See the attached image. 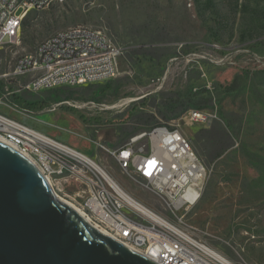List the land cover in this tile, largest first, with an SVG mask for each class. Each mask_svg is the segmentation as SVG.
<instances>
[{
  "label": "rangeland",
  "instance_id": "374dc122",
  "mask_svg": "<svg viewBox=\"0 0 264 264\" xmlns=\"http://www.w3.org/2000/svg\"><path fill=\"white\" fill-rule=\"evenodd\" d=\"M77 24L105 27L121 47L116 76L9 96L0 112L92 157L165 216L163 202L90 138L118 148L156 124L176 126L207 171L198 201L184 214L188 230L235 263L264 264V0L55 1L27 14L20 43L0 51V74L43 38ZM192 108L214 116L194 122ZM59 184L71 202L82 200L75 193L83 186Z\"/></svg>",
  "mask_w": 264,
  "mask_h": 264
},
{
  "label": "built area",
  "instance_id": "2783aa9c",
  "mask_svg": "<svg viewBox=\"0 0 264 264\" xmlns=\"http://www.w3.org/2000/svg\"><path fill=\"white\" fill-rule=\"evenodd\" d=\"M55 1L63 0H0V51L20 43L22 22L30 11L45 9ZM105 32L101 26L83 31L77 24L40 40L32 52L16 59L12 71L0 74L5 84L0 103L9 96L114 78L123 51L114 41L103 40ZM22 111L31 114L27 108ZM189 115L202 124L214 116L195 108ZM0 140L26 156L55 195L74 205L93 227L157 264H238L187 228L184 214L198 201L207 171L176 126L156 124L130 135L118 148L104 145L99 137L90 138L124 175L156 195L168 216L125 191L92 157L2 112ZM68 179L83 186L75 193L83 198L75 204L61 192L59 182Z\"/></svg>",
  "mask_w": 264,
  "mask_h": 264
},
{
  "label": "water",
  "instance_id": "95a60500",
  "mask_svg": "<svg viewBox=\"0 0 264 264\" xmlns=\"http://www.w3.org/2000/svg\"><path fill=\"white\" fill-rule=\"evenodd\" d=\"M0 264H157L93 227L0 140Z\"/></svg>",
  "mask_w": 264,
  "mask_h": 264
},
{
  "label": "bare ground",
  "instance_id": "6f19581e",
  "mask_svg": "<svg viewBox=\"0 0 264 264\" xmlns=\"http://www.w3.org/2000/svg\"><path fill=\"white\" fill-rule=\"evenodd\" d=\"M79 28H83V31H91V26L90 25L79 24ZM103 40L104 41H112L110 36H109V34H108V32L103 33ZM71 206L78 212V210L75 208L74 205H71Z\"/></svg>",
  "mask_w": 264,
  "mask_h": 264
},
{
  "label": "trees",
  "instance_id": "16d2710c",
  "mask_svg": "<svg viewBox=\"0 0 264 264\" xmlns=\"http://www.w3.org/2000/svg\"><path fill=\"white\" fill-rule=\"evenodd\" d=\"M243 7H245V5L243 4ZM26 25V17L24 18V20H23V22H22V26L21 27H24ZM229 87H231V88H234L235 87V83H231L230 85H229ZM2 90V88L0 87V91ZM14 99H16V98H13V100ZM28 104H32L33 106H34V102H30V103H28ZM195 106H201V104H197V105H195ZM80 116V115H79ZM81 118H82V116H80Z\"/></svg>",
  "mask_w": 264,
  "mask_h": 264
},
{
  "label": "crops",
  "instance_id": "0c3cea01",
  "mask_svg": "<svg viewBox=\"0 0 264 264\" xmlns=\"http://www.w3.org/2000/svg\"><path fill=\"white\" fill-rule=\"evenodd\" d=\"M53 132H54V136H55V137H58V138H59V137H64L63 134H62V132H60V131H55V130H54Z\"/></svg>",
  "mask_w": 264,
  "mask_h": 264
}]
</instances>
